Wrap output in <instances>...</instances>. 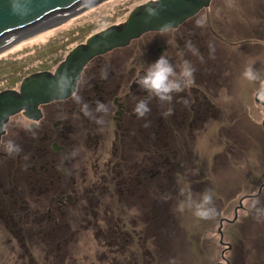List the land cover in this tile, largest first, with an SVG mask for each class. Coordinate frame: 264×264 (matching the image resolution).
<instances>
[{"label":"rangeland","instance_id":"1","mask_svg":"<svg viewBox=\"0 0 264 264\" xmlns=\"http://www.w3.org/2000/svg\"><path fill=\"white\" fill-rule=\"evenodd\" d=\"M140 3L92 0L62 21L46 24L3 47L0 90L18 89L21 79L32 72L53 71L71 48L105 25L122 22ZM201 17L206 18V24L198 33L206 39L205 47L202 53L194 51L186 61L201 73L195 64L202 61L200 66L204 67L205 60L208 64L210 55L202 59L206 43L215 42L214 59H219L223 67L220 77L215 78L219 82L217 98L211 100L218 114L205 117L204 128L197 130L192 144L187 133L178 135L177 145L181 148L175 160L161 150L160 181L155 185L159 201L153 208L155 224L148 217L152 216L151 202L145 200L149 209L142 210L140 203L128 201L132 199L129 196L127 200L121 194L117 196L113 188V242L106 249L100 242L102 237L95 239L88 227L91 212L82 200L80 211L72 203L56 211L52 208L55 204L49 203L50 218L40 227L43 237L34 236L37 220L31 227L33 257L41 264H51L55 252L60 257L59 261L53 260L54 264H125L124 256L130 257V253L135 260L129 264H264V186L256 193L264 183V104L255 100L261 89L257 97L264 103V0H212L191 20ZM249 65L259 71L260 79L249 81L244 77ZM177 114L183 113L177 108ZM191 145L189 155L185 150ZM170 159L175 161L173 169ZM120 188L126 194L125 187ZM209 190L216 215L201 219L194 207H188V199L199 202ZM235 213L234 221L231 219ZM222 218L231 221L222 223L219 234ZM96 219L98 226L106 227L100 214ZM115 221L118 228L114 227ZM148 225L157 227L156 235L146 238L143 244L138 241L139 232ZM121 229L129 233V242L132 238L129 246L118 242ZM5 236L0 234V264H13V252L17 254L20 249L13 246V238L7 245ZM41 246L51 250L48 257ZM123 247H127L125 255L121 254Z\"/></svg>","mask_w":264,"mask_h":264},{"label":"flooded vegetation","instance_id":"2","mask_svg":"<svg viewBox=\"0 0 264 264\" xmlns=\"http://www.w3.org/2000/svg\"><path fill=\"white\" fill-rule=\"evenodd\" d=\"M194 16L174 28L148 31L126 46L95 56L84 66L74 92L64 99L40 105L41 116L37 120L27 118L22 112L9 118L0 141V234L11 235L14 247L26 253L31 249V227L36 225V220L34 236L43 237L40 227L50 218L49 203L55 204L52 208L56 211L71 203L80 211L82 200L91 212L89 229L95 239L102 237L100 242L108 249L113 242L110 238L113 237L110 205L113 188L117 196L121 194L126 200L129 196L132 199L128 201L140 203L142 210L149 209L146 201L151 202L152 216L148 217L155 224L153 210L159 201L155 185L160 181L161 150L165 149L175 160L181 148L177 145L178 135L187 133L192 144L197 130L204 128L205 117L218 114L212 101L219 89L215 78L220 77L223 67L219 59H214L215 42L208 40L202 56L203 59L210 55L208 64L207 60L203 61L204 67L200 66L202 61L195 64L201 73L194 67L193 81L186 83L170 100L161 102L153 97L149 101L151 111L144 118H138L133 109L149 94L136 80L162 54L182 74L188 64L186 58L193 57V51L186 45H192L197 54L202 53L206 39L198 33L200 27L196 21L191 20ZM190 65L194 64L190 62ZM209 92L215 93L210 97ZM85 102L95 119L83 115ZM97 102L106 105L108 111L95 112ZM177 108L182 115L177 114ZM8 132L10 137L6 139ZM9 140L20 146L19 153L9 154L5 150ZM185 151L191 155L192 145ZM170 163L173 169L175 161L170 159ZM263 186L264 183L258 193ZM120 187H125L126 194ZM98 213L105 219V228L97 225ZM224 221L230 219H220L217 231L222 229ZM114 225L119 227L117 221ZM156 228L148 225L139 232L138 241L145 244L146 238L156 235ZM128 234L121 229L118 242L129 246L132 238L129 242ZM126 251L127 247H123L121 254L125 255ZM29 259L34 263L31 255ZM134 260L135 255L130 253V257L124 256L123 262L129 264Z\"/></svg>","mask_w":264,"mask_h":264},{"label":"water","instance_id":"3","mask_svg":"<svg viewBox=\"0 0 264 264\" xmlns=\"http://www.w3.org/2000/svg\"><path fill=\"white\" fill-rule=\"evenodd\" d=\"M90 1L0 0V49L46 24L62 21ZM211 1L160 0L158 15L151 17L140 3L129 11L122 22L90 34L84 42L71 48L53 71L32 72L21 79L18 89L0 90V141L11 116L22 112L27 118L37 120L41 116L40 105L68 97L54 95L57 91L62 93L66 83L63 76L57 81L54 75L57 70L68 69L70 74L78 75L77 84L84 66L95 56L126 46L148 31L174 28L207 7ZM260 91L256 93L255 100L263 105L257 97ZM218 231L221 232V229Z\"/></svg>","mask_w":264,"mask_h":264},{"label":"clouds","instance_id":"4","mask_svg":"<svg viewBox=\"0 0 264 264\" xmlns=\"http://www.w3.org/2000/svg\"><path fill=\"white\" fill-rule=\"evenodd\" d=\"M143 6H145L146 13L149 17L158 15L157 6L160 4V0H141ZM206 24V18L201 17L196 20L198 27H204ZM107 25H105V29ZM190 51H195L193 46L186 45ZM194 67L186 65L183 69L182 74H177L176 69L170 60L160 55L154 62L148 64L143 74L139 75L136 83L137 85L145 90L149 96L145 99L139 100L135 107L134 112L138 118H144L151 111L149 101L154 97L159 99L161 102L170 100L174 93H179L186 86V83H191L194 77ZM55 78L59 82V78L63 76L66 81L63 92L57 91L54 95L57 96H70L75 89L76 78L78 75L69 73L68 69L55 72ZM244 77L249 81H256L260 79L259 71L255 70L252 65H249L244 73ZM82 99V98H81ZM79 102V101H78ZM108 111L106 105L101 102H97L95 106V112L105 113ZM83 115L89 119H95L91 115V108L85 102V110H82ZM171 113H169L170 115ZM97 123L101 121L96 120ZM5 150L9 153H19L21 151L20 146L15 142L9 140L4 145ZM213 205V197L211 191H207L202 200L199 202H193L192 198L188 199V207L195 208V215L201 219H210L216 215V209Z\"/></svg>","mask_w":264,"mask_h":264},{"label":"trees","instance_id":"5","mask_svg":"<svg viewBox=\"0 0 264 264\" xmlns=\"http://www.w3.org/2000/svg\"><path fill=\"white\" fill-rule=\"evenodd\" d=\"M9 238H12V236L11 235H6L5 236V242L7 243V245H8V242H10ZM43 249H44V251H45V253L47 254V257H48L50 252H51V250L49 248H45V247H43ZM12 251H14V250H12ZM32 251H33V249L31 247V249H29V251L27 253L23 252L22 250H20V252H18L17 254L13 252V264H41L36 259H34ZM29 255H31L33 257L34 263L30 262ZM59 257H60V255L58 256L57 252H55V254L51 255L50 263L54 264L53 260L59 261Z\"/></svg>","mask_w":264,"mask_h":264},{"label":"bare ground","instance_id":"6","mask_svg":"<svg viewBox=\"0 0 264 264\" xmlns=\"http://www.w3.org/2000/svg\"><path fill=\"white\" fill-rule=\"evenodd\" d=\"M49 25V24H48ZM46 26V25H45ZM44 27V26H43ZM257 193H258V191H257ZM36 203V202H35Z\"/></svg>","mask_w":264,"mask_h":264}]
</instances>
